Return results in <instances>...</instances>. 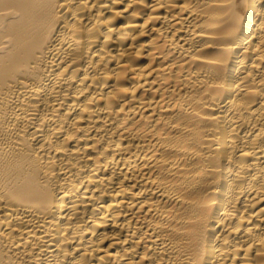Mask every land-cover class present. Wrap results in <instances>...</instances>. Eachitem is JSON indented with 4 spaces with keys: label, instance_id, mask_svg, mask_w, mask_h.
Masks as SVG:
<instances>
[{
    "label": "bare ground",
    "instance_id": "1",
    "mask_svg": "<svg viewBox=\"0 0 264 264\" xmlns=\"http://www.w3.org/2000/svg\"><path fill=\"white\" fill-rule=\"evenodd\" d=\"M0 264H264V0H0Z\"/></svg>",
    "mask_w": 264,
    "mask_h": 264
}]
</instances>
